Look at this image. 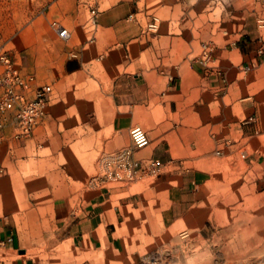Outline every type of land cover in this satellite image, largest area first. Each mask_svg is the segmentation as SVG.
Listing matches in <instances>:
<instances>
[{
  "label": "rangeland",
  "instance_id": "obj_1",
  "mask_svg": "<svg viewBox=\"0 0 264 264\" xmlns=\"http://www.w3.org/2000/svg\"><path fill=\"white\" fill-rule=\"evenodd\" d=\"M112 6L129 42L111 44L102 13ZM1 53L34 73L50 101L28 137L0 129V226L20 250L0 245V262L264 264V0H0ZM164 72L195 102L210 97L214 115L223 108L214 99L253 97L242 116L253 137H220L217 115L210 136L196 139L210 151L159 145L155 123L168 111L152 87L167 88ZM134 125L150 138L134 157L162 168L117 179L127 169L113 155L132 145ZM110 195L122 211L119 248L76 247L75 224Z\"/></svg>",
  "mask_w": 264,
  "mask_h": 264
},
{
  "label": "crops",
  "instance_id": "obj_2",
  "mask_svg": "<svg viewBox=\"0 0 264 264\" xmlns=\"http://www.w3.org/2000/svg\"><path fill=\"white\" fill-rule=\"evenodd\" d=\"M119 6H112L108 10L102 13L103 26L106 29L112 30L114 32V37H111V44L117 42H129V38H123L118 36L119 24L125 22L123 19V12L120 10ZM121 12V13H120ZM126 25H128L126 23ZM136 29V27H134ZM134 31V30H132ZM110 44V45H111ZM85 47H80L79 51L84 56ZM113 48H111L112 50ZM95 52H90L89 57H94ZM118 50L113 49L114 54ZM164 74H166L164 72ZM168 77L167 88L162 92L160 84L154 82L152 87L154 90L155 97L159 96V102H155V106H163L168 111V115L164 118H159L156 120L155 128L157 134L159 133V145L163 141H167L170 152H194V151H210L209 149H204V146H200L196 139L208 138L210 136V127L213 124L210 123L211 120H220V129L218 135L220 137H242L251 136L253 137V131L248 132L243 127L247 121H243V112L248 110V105L252 106L253 110V97L249 99H243L241 97L233 98H217L213 101H221L223 108H219L218 116L214 111L211 112V99L210 97H202L200 102H195L190 98L189 92L183 89L182 84L183 79L179 82L174 79V76L166 74ZM240 79V78H239ZM209 80V79H208ZM240 82V80H239ZM203 89H210L209 81H200ZM234 84H238L235 80ZM151 89V88H150ZM166 94L171 95L169 100H164L163 98ZM164 95V96H163ZM249 101V102H247ZM145 101L143 105H146ZM142 105V104H141ZM216 116V117H215ZM189 122H199L196 127H193ZM194 124V123H193ZM195 128V129H194ZM169 139V140H168ZM175 139V141H174ZM238 144H226L222 153L234 152ZM175 147V148H174ZM59 194H57V197ZM127 203V200L120 201V203ZM122 211L119 205L115 204V200L110 195L104 201L98 204V208L93 212V214L80 222L75 224V231L72 235L73 243L76 247L82 248L87 252L93 250H100L103 246L111 248L113 250L119 248L121 242V236L119 235V224L121 223ZM0 245H5L8 249L19 250L15 248V240L13 237V231L7 226H0ZM20 251V250H19ZM0 264H3L0 262ZM4 264H9L8 261H4ZM10 264H29L28 261L22 260H12Z\"/></svg>",
  "mask_w": 264,
  "mask_h": 264
},
{
  "label": "built area",
  "instance_id": "obj_3",
  "mask_svg": "<svg viewBox=\"0 0 264 264\" xmlns=\"http://www.w3.org/2000/svg\"><path fill=\"white\" fill-rule=\"evenodd\" d=\"M57 32L63 39L68 40L71 37V32L63 25L57 26ZM0 61L5 65V70L0 75V129L10 126L15 139L28 137L47 115L49 89L37 82L34 73L23 74L7 53L0 54ZM130 136L132 145L113 155L127 169L126 176L117 171L114 177L133 179L139 172L158 174L162 168L159 159L150 158L144 161L134 157L137 150L150 144L147 131L141 125H134L130 129Z\"/></svg>",
  "mask_w": 264,
  "mask_h": 264
},
{
  "label": "water",
  "instance_id": "obj_4",
  "mask_svg": "<svg viewBox=\"0 0 264 264\" xmlns=\"http://www.w3.org/2000/svg\"><path fill=\"white\" fill-rule=\"evenodd\" d=\"M24 251L23 250H21V253H23Z\"/></svg>",
  "mask_w": 264,
  "mask_h": 264
}]
</instances>
